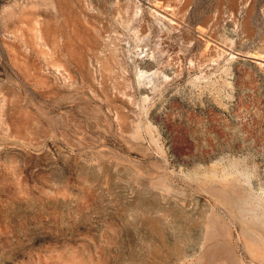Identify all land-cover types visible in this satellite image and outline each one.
Here are the masks:
<instances>
[{
	"label": "rangeland",
	"instance_id": "rangeland-1",
	"mask_svg": "<svg viewBox=\"0 0 264 264\" xmlns=\"http://www.w3.org/2000/svg\"><path fill=\"white\" fill-rule=\"evenodd\" d=\"M0 264H264V0H0Z\"/></svg>",
	"mask_w": 264,
	"mask_h": 264
}]
</instances>
